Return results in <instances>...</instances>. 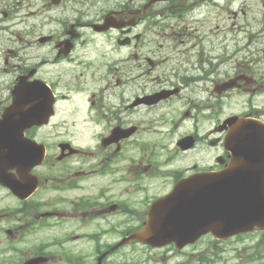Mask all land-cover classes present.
I'll return each mask as SVG.
<instances>
[{
	"label": "flooded vegetation",
	"instance_id": "obj_1",
	"mask_svg": "<svg viewBox=\"0 0 264 264\" xmlns=\"http://www.w3.org/2000/svg\"><path fill=\"white\" fill-rule=\"evenodd\" d=\"M233 116L264 123V0H0V264H127L102 240L221 186Z\"/></svg>",
	"mask_w": 264,
	"mask_h": 264
},
{
	"label": "water",
	"instance_id": "obj_2",
	"mask_svg": "<svg viewBox=\"0 0 264 264\" xmlns=\"http://www.w3.org/2000/svg\"><path fill=\"white\" fill-rule=\"evenodd\" d=\"M32 114L29 124L41 123L40 109H32ZM230 124L233 129L228 148L233 153L234 165L222 175L221 186L215 173L195 174L182 180L170 196L154 205L145 226L116 247L136 239L151 246L174 241L182 248L209 231L226 239L236 233L264 228V183L259 185L256 180L255 184L243 187L235 180L237 175L251 173L264 177V124L239 117L230 120ZM2 142L8 144L9 140L0 139ZM43 155L44 152L32 156V165L39 163ZM238 167L244 168L237 171ZM180 206L185 207L182 212L177 211Z\"/></svg>",
	"mask_w": 264,
	"mask_h": 264
},
{
	"label": "rangeland",
	"instance_id": "obj_3",
	"mask_svg": "<svg viewBox=\"0 0 264 264\" xmlns=\"http://www.w3.org/2000/svg\"><path fill=\"white\" fill-rule=\"evenodd\" d=\"M102 241L110 243L119 240ZM262 247L264 239L257 233L219 241L208 236L180 251L170 247L150 250L138 244L127 245L115 255L116 258L111 259H120L127 264H264V254L258 250ZM251 257L254 260H250Z\"/></svg>",
	"mask_w": 264,
	"mask_h": 264
}]
</instances>
